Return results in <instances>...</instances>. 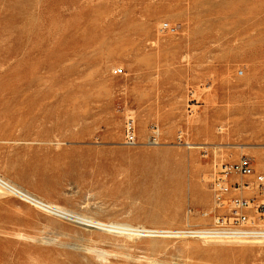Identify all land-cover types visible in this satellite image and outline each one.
<instances>
[{
    "label": "rangeland",
    "instance_id": "rangeland-1",
    "mask_svg": "<svg viewBox=\"0 0 264 264\" xmlns=\"http://www.w3.org/2000/svg\"><path fill=\"white\" fill-rule=\"evenodd\" d=\"M241 157L264 174V0H0L3 177L77 216L209 229ZM254 177L234 182L255 202ZM256 242L127 237L0 188V264H264Z\"/></svg>",
    "mask_w": 264,
    "mask_h": 264
},
{
    "label": "built area",
    "instance_id": "built-area-1",
    "mask_svg": "<svg viewBox=\"0 0 264 264\" xmlns=\"http://www.w3.org/2000/svg\"><path fill=\"white\" fill-rule=\"evenodd\" d=\"M125 138L128 144H135L136 133L134 122L128 119L125 123ZM241 175L249 177L255 175L257 193L261 199L255 202L249 196L233 195L230 198L227 194L232 189H248L249 183L238 185L231 177ZM214 200L219 209L226 212L215 218L214 226L206 229L205 234L211 238H230L247 241L264 240V174H255L251 160L248 157H241L232 165L222 164L218 176L213 182ZM226 202V204H224ZM254 202V203H253ZM183 229L182 231L193 233L189 238H197V229Z\"/></svg>",
    "mask_w": 264,
    "mask_h": 264
},
{
    "label": "bare ground",
    "instance_id": "bare-ground-1",
    "mask_svg": "<svg viewBox=\"0 0 264 264\" xmlns=\"http://www.w3.org/2000/svg\"><path fill=\"white\" fill-rule=\"evenodd\" d=\"M157 142V141H156ZM136 143V142H135ZM155 144V142H152ZM234 179V177H233ZM0 188L4 189L5 191L9 192L12 195H15L22 200L26 201L27 203H30L31 205H34L36 207H39L40 209L48 212L55 214L57 216L67 218V219H74L79 221L82 224L90 225V226H96L108 230H114L117 233H121L126 235L127 237H132V236H143V237H160V238H189V236H192V232H184L182 230H174V229H163V228H147L144 225L138 224V227L136 225L134 226H127V225H121L117 224L115 222H103L101 220L92 218V217H85V216H77L74 215L73 213L63 209L60 204L56 203L53 200L47 199L40 196L39 194L35 193L34 191H31L21 184L18 183H13L9 179L3 177L0 175ZM252 188L244 189H233L231 190L228 195L233 196V195H241V196H249L253 194ZM235 192V193H234ZM229 197V198H230ZM226 204V202H224ZM225 210V209H224ZM176 216V215H175ZM174 216V217H175ZM187 221V220H186ZM189 223V222H188ZM187 224V222H186ZM190 224V223H189ZM172 226V225H171ZM192 226V225H191ZM170 227V226H169ZM174 227V226H172ZM189 229V228H187ZM206 229H197V238H202L204 242H217V243H248L252 241H247V240H241V239H224L221 237L218 238H213L210 239L211 236L206 235L205 231ZM194 231V230H193ZM124 238V237H123ZM126 239V238H125ZM210 239V240H208ZM264 241L256 242V243H262Z\"/></svg>",
    "mask_w": 264,
    "mask_h": 264
}]
</instances>
